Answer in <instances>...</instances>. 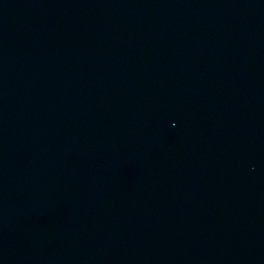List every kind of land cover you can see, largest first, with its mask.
I'll use <instances>...</instances> for the list:
<instances>
[{"label":"water","instance_id":"obj_1","mask_svg":"<svg viewBox=\"0 0 264 264\" xmlns=\"http://www.w3.org/2000/svg\"><path fill=\"white\" fill-rule=\"evenodd\" d=\"M0 264H264V0H0Z\"/></svg>","mask_w":264,"mask_h":264}]
</instances>
